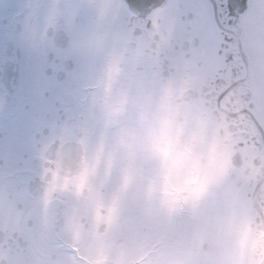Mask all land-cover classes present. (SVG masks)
Masks as SVG:
<instances>
[{"label": "snow or ice", "instance_id": "snow-or-ice-1", "mask_svg": "<svg viewBox=\"0 0 264 264\" xmlns=\"http://www.w3.org/2000/svg\"><path fill=\"white\" fill-rule=\"evenodd\" d=\"M0 264H264V0H0Z\"/></svg>", "mask_w": 264, "mask_h": 264}]
</instances>
